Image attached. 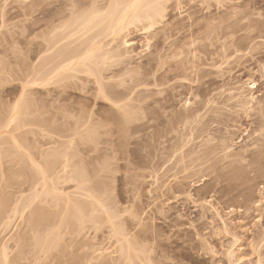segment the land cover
I'll return each mask as SVG.
<instances>
[{
    "label": "rangeland",
    "instance_id": "obj_1",
    "mask_svg": "<svg viewBox=\"0 0 264 264\" xmlns=\"http://www.w3.org/2000/svg\"><path fill=\"white\" fill-rule=\"evenodd\" d=\"M32 1L0 0V153L2 152L0 157L3 159H0L2 160L0 162L2 170L0 171V250L2 245L8 246L11 253L16 250L14 253L20 260L17 262L19 264H48L44 262H48L49 259L43 262L36 261L32 253L29 255L20 250L17 252L13 241L14 238L21 236L20 234L26 233L29 228L27 225H33L35 214L40 213V210L44 216L46 214V219L48 218L45 219V224L57 223V221L59 223L64 210L63 206L53 208L47 206V203H44V206L34 204L36 208L41 209H36L37 212L34 211L32 218L29 217L28 211L26 213L29 209H26L21 218L19 215L14 216L9 226L6 225V227L4 223L21 194L18 185L10 179L11 171L21 166L17 165L13 169L9 165L12 155L7 156L9 155L7 151H14L15 148L8 141L10 134L5 133L4 126L9 120L8 110L19 98L22 83L25 84L27 81L26 74H23L24 68L27 71V65L30 63L31 66L35 61L37 55L35 48L38 41L36 37L42 30L36 23L39 19L37 13L31 14L37 4ZM180 1L183 2L180 3L179 10L175 8L166 10L167 16L164 23L171 21V18L172 22H175L178 17L182 18L188 12L190 14L199 11L194 17L199 15L197 18H202L198 20L200 26L211 21L209 13L218 17L219 20L215 18L216 21H212L214 30L218 21L227 19L224 18L227 17L226 15L220 16V14L228 12L229 9L228 11L225 8L214 9L211 6L210 11L204 7L206 4H203L204 6L198 4L201 0L200 2L199 0ZM254 2H258L262 7L259 20L264 23V0H221V3L226 4L227 7L243 3L250 6ZM212 3L215 6L214 0L209 2L210 5H213ZM161 29L162 27H159L156 31ZM210 29L197 28V35L205 38L202 43L208 44V49H215L221 41L210 45L214 42V34L206 35ZM261 32L264 33V29ZM127 40L131 45L127 49L128 57L124 61L130 64L125 67L141 73L147 67V54L152 51V43L155 39L148 41V35L130 33ZM256 42L260 41L256 40ZM259 50L262 54L254 55L251 61L245 59L238 67L231 63L228 68L235 66L231 72H226V65H222L220 69L207 66H199L198 69H207L212 73L210 78L215 81L213 87H219L228 82L232 87L240 88L244 95L251 94L255 101H258L264 97V68H260L257 59L263 55L264 46L259 47ZM23 59L24 62L26 61V66L22 62ZM19 68L23 71L21 72ZM121 79L129 82L130 78L118 77L113 81L117 82ZM250 83L253 84V88H249ZM164 89L165 86L149 88V91L132 100L127 97H109L110 103L99 98L95 99L78 89H67L62 94H56L44 93L36 86L27 85L26 95L31 96L33 113L26 117L29 120H35L31 121L35 125L28 124L29 126L14 130L13 133L24 136L23 145L28 147L30 154L35 153L36 157L46 150L70 146L74 155H72L73 158L71 157L74 169L90 173V182L98 185L99 190L95 193L106 200L111 210L117 213L121 220L127 222V231L129 227L137 225L138 228L146 229L148 235L150 233L149 241L142 244L146 249H150L148 253L156 259L155 264H264V166L258 167L254 162V166L251 167L245 162L247 159L245 161L237 159V154L247 143V136L254 129V125L248 122L255 119L253 111L256 108L253 104L255 102L247 106L244 112L247 116L234 117V123L228 128L221 126L220 131L215 134L218 140H210L208 146L217 149L214 150L215 152L212 150L215 158L209 161L191 162L195 165L190 169L192 177L173 181L171 179L173 172L166 170L171 161L169 162L165 121L170 112H177L185 102L186 105L193 104L199 97L187 94L186 88L158 93ZM123 91L126 93L129 90ZM182 91L184 93L180 95ZM115 98L120 104L128 103L134 109L135 119L130 123L123 124L121 120H118L119 117L113 114L115 109H112V101L116 102ZM86 115L91 116L90 125L79 128L78 124L81 123L78 120L84 122ZM41 117L50 122L39 125L40 123L36 120L38 121ZM77 122L78 124H75ZM2 130L4 131L1 133ZM221 141L224 147H229L226 152L219 149ZM263 143L264 141L261 144ZM198 151L192 157L194 160L202 158L200 157L202 152L200 149ZM19 156L22 157L21 153L18 157L15 155L17 158ZM186 162L189 161L186 160ZM5 163L11 167V170L7 169L8 166ZM251 168L254 170L258 168L256 171L259 173L255 172V175L250 174L246 177ZM75 184L76 182L67 184L66 191L74 192ZM163 184H166L165 188L160 189ZM27 194L29 196V191L21 194V197L25 196L26 200ZM128 211L135 213L136 218L131 217ZM49 218L54 221H50ZM103 218L104 216L99 214L97 221L102 223ZM41 220L44 222L43 219ZM108 233L109 230L105 225L100 228L95 227L93 222H86L79 234L69 237L70 234L63 233L62 242L63 245L67 243L64 249L66 248L65 251L69 253L75 252L79 247L82 250L81 247H84L87 252L97 250L99 253L109 254L112 251L113 239ZM68 242L72 244L69 245ZM32 243L31 240L28 242L26 250L31 249ZM229 251L232 257L228 259ZM50 262L54 264L56 261Z\"/></svg>",
    "mask_w": 264,
    "mask_h": 264
},
{
    "label": "bare ground",
    "instance_id": "obj_2",
    "mask_svg": "<svg viewBox=\"0 0 264 264\" xmlns=\"http://www.w3.org/2000/svg\"><path fill=\"white\" fill-rule=\"evenodd\" d=\"M33 1L37 4L31 14L37 13L39 19L36 23L39 29H42L36 37L38 39L35 48L37 55L33 64L27 65V71L24 68L26 61L24 62V59L22 61L25 66H21L25 69L23 74H26L27 81L25 84L22 83L19 98L8 110L10 116L4 126L5 133L9 132L10 134L8 141L15 148L14 151H7L9 155L5 154V156L12 155L9 161L12 168L17 165L21 166V168L11 171L10 179H13L11 181H15V184L18 185L21 194L29 191V196L27 194L28 197L25 200L26 195L24 194L25 196L22 198L20 194L16 203L11 205V214L10 212L8 216L6 214L7 220L5 219L4 223L5 226L11 224L16 215L21 218L26 209H29L26 210V213L28 211L29 217H31L34 211L39 208H36L34 204L41 206L47 203V206L53 208L61 205L64 210L59 223L58 221L54 223V219L49 218L53 222L52 224H45L46 214L44 216L41 210L40 213H36L37 216L35 214L32 227L27 225L29 228L26 233L20 234L21 236L17 239L14 238V248L17 249V252L20 250L25 254L32 253L34 255L32 257H35L36 261L43 262L49 259L48 262H44L48 264L50 261H56L54 264H155L156 259L151 256V253H148L150 249H146L142 244L149 241L150 233L148 235L146 229L145 231L138 228L137 225L129 227V231H127V222L121 220L117 213L111 210L106 200L95 193L99 189L97 184L95 186L93 182H90V173L74 169L71 159L73 152L70 146L46 150L36 157L35 153V155L30 154L28 147L23 145L25 143L24 136L13 133L14 130L22 129L26 125L31 124L32 126L34 122L31 121H35L26 117L33 113L31 96L26 95V92L28 93L27 85L29 87L36 86L44 93L53 92L56 94H62L67 89H78L95 99L99 98L109 102V97L113 98V96L116 98L127 97L132 100V98L140 97L149 91V88L165 86V89L158 93L186 88L187 94L199 97V99L191 105H188L189 103L186 105L185 102L177 112H170L165 121L169 162L171 161L166 170L173 172L171 175L173 181L192 177L190 169L195 165L191 162L209 161L215 158L214 152L217 149L208 146L210 140H218L215 134L220 131L221 126L228 128L234 123V117L247 116V113H244L247 106L255 102L253 104L256 108L252 109L255 112V119L248 122L254 125V129L250 135L248 134L247 143L242 146L243 150L237 154V159L240 158L244 161L249 159L245 161L249 166L252 167L255 162L256 166L262 168L264 166V152H262L264 143L261 144L264 141V97L255 101L253 95H244L240 88L232 87L228 82L219 87H213L215 81L210 78L212 73L207 69V71L198 69L199 66L220 69L222 65H226V72H231L245 59L251 61L254 55L262 54L259 50V47L264 46V33L261 32L264 29V23L259 20L262 7L258 2H254L250 6L243 3L227 7L226 4L221 3V0H214L215 6L213 3V5L209 4L211 0H201V2L199 0L201 4H198H206L203 6L207 9L211 6L214 9L225 8L226 11L229 9L228 12L220 14V16L226 15L227 17L224 18L227 19L218 21L216 29L213 30L212 21L215 18L217 20L218 17H214L208 10L211 21L205 22L203 26H200L198 21L199 15L194 17L199 11L190 14L188 12L182 18L178 17L179 19L177 18L175 22H172L171 18V21L164 23L165 16H167L166 10L168 8L179 10L180 3L183 2L180 0ZM189 2L187 1V3ZM209 10L211 11V9ZM163 23L164 25H162ZM159 27H162L161 31H156ZM201 27L211 28L206 34H214V42L210 45L218 44L221 41L215 49H208L209 45L202 43L205 38L197 35V28ZM130 33L148 35V41L155 39L152 43V51L147 54V67L141 73L138 70L125 67L130 64L124 61L128 57L127 49L131 45L127 40ZM256 40L260 42H256ZM263 60L264 53L257 59L261 69L264 68ZM231 63H234L235 66L228 68ZM164 66L166 67L164 68ZM19 69L23 71L22 68ZM16 72L15 74H17ZM124 76L130 78L129 82L125 79L113 81ZM249 88H253V84ZM123 90L129 91L125 93ZM183 93L184 91L180 95ZM116 98L114 99L116 102L112 101V109H115L113 114L118 116V120H121L123 124L130 123L135 119L134 109L128 103L120 104ZM85 117V121L81 117L84 122L78 120L81 124L75 123L79 125V128L90 125L91 116L87 117L86 115ZM36 122L43 125L50 120L41 117ZM14 123L15 125H13ZM221 142L219 149L226 152L229 147H224L223 141ZM8 148L10 149V146ZM199 149L202 152L200 156L202 158L194 160L192 157L199 152ZM19 152L22 157L17 158ZM5 164L8 166L7 163ZM7 169L11 170V167L8 166ZM251 169L248 170L249 174L246 171L248 174L245 175L246 177H249L250 174L255 175V172L257 174L258 168L252 169L254 174L251 173ZM0 171H2L1 168ZM72 182H76L73 185L75 191H66L67 184ZM165 186L166 184H163L160 189ZM22 187L25 188L22 189ZM31 206H33L32 209ZM20 208L21 210H19ZM128 212L131 217L136 218L135 213ZM99 214L104 216L102 223L97 221ZM86 222H93L95 227L99 226L100 228L105 225L109 230L108 234L113 239L112 251L109 254L99 253L97 250L87 252L84 247H81L82 250L79 247L75 252L65 251L64 246H67V243L64 241L66 244L63 245V233L70 234L69 237L79 234ZM30 240L33 245L31 244V249L28 251L26 248ZM68 244L72 243L68 242ZM11 252L8 246L2 245L0 264H19L17 263L20 261L19 258L14 252ZM231 255L232 253L229 251L228 259L232 257ZM50 264L52 263L50 262Z\"/></svg>",
    "mask_w": 264,
    "mask_h": 264
}]
</instances>
